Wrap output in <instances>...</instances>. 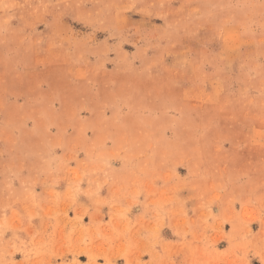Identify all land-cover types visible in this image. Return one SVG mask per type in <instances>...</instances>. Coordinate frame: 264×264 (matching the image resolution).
I'll use <instances>...</instances> for the list:
<instances>
[{
  "label": "rangeland",
  "instance_id": "374dc122",
  "mask_svg": "<svg viewBox=\"0 0 264 264\" xmlns=\"http://www.w3.org/2000/svg\"><path fill=\"white\" fill-rule=\"evenodd\" d=\"M0 264H264V0H0Z\"/></svg>",
  "mask_w": 264,
  "mask_h": 264
}]
</instances>
